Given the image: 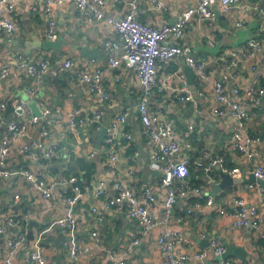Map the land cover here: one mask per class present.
I'll return each instance as SVG.
<instances>
[{"label":"crops","instance_id":"crops-1","mask_svg":"<svg viewBox=\"0 0 264 264\" xmlns=\"http://www.w3.org/2000/svg\"><path fill=\"white\" fill-rule=\"evenodd\" d=\"M13 1L15 8L10 15L16 31L11 35H0V68L8 66L10 69L8 79H0V103L7 104L6 119L13 116L9 104L13 100H20L21 96H25L30 100L29 102L34 103L38 112L39 110L55 112L52 115L55 120L48 122L49 136L44 139V147L57 145L58 152L51 161L40 160L38 163L28 164V169L38 174L42 180L57 178L61 172L75 175L81 189L76 204L68 206L56 192L53 198L45 202L35 193L28 181L20 177L3 178L0 175V218L5 210L15 204V195L20 197L19 216L30 211L33 216L31 219L39 226L49 227L57 218L70 212L75 219L76 227L69 235V244L61 243L62 261L58 258V250L54 244L57 231L45 238L44 249L49 264H70L69 246L78 248L80 260L92 264H109L120 257L125 264H158L159 255L155 248V240L161 230L152 231L149 235L143 236L138 223L127 217L125 204H112L110 210H104L106 198H97L94 188L98 180H127L132 184L134 193L139 199L141 191L148 187L155 197L154 203L150 206V212L154 217L161 215V203L164 198V191L159 186L161 173L159 170L150 168L152 163L148 157L150 147L142 134V127L132 124L134 120L138 122L133 112L140 93L138 81L135 75L123 66L117 68L109 66V59L120 53L119 48L115 51H106L104 48L106 41L118 42L105 19L118 20L123 17L128 10L129 0H105L104 19L93 22L83 20L72 2L53 7L57 23L55 40L61 38L59 49L43 52L32 50L28 54L25 49L17 45L30 41V35L40 40L46 39L47 20L43 13V0ZM156 1L157 5L153 4L152 0H139L143 11L139 20L155 27L173 24L181 11L194 6L197 2V0ZM257 1L239 0L229 8L216 4L217 14H214L213 20L199 23L192 21L185 29L182 38L177 41L172 40L173 43L189 47L196 59L206 62V70L210 73L209 80L202 81L195 78L194 89L190 87L194 103L179 102L173 91L180 86L179 78L176 76L168 78V74L179 68L186 80L181 70L183 67L181 62L177 61L176 65L173 62H166L157 72L151 105L164 112L174 124L177 133L194 135L191 150L182 149L181 156L189 158V180L192 185L200 188L201 194L198 196L189 194L182 201H178L180 204L176 206L177 202L174 205L169 225L170 230L193 241L192 245L178 249V253L185 257L182 264H207L214 260V257L207 256L201 261L193 255L204 250L206 241L210 242L211 239H217L225 248L233 244L245 251L244 259H239L235 255L226 257L234 264H264V239L260 237L264 226L262 199L264 187L260 184H254L255 187L252 189L246 188L245 183L227 188L217 193L215 197L210 196L214 201V207L207 209L202 207V210L193 216L181 222L177 221V217L184 215L186 206L195 201L204 203L209 197L207 192L211 191V186L206 179H216L217 172L211 170L206 173L203 168L200 170L196 167L195 163L203 159L204 152H209L213 158L223 157L225 167L230 170L238 168L240 173L236 177L243 180H248L253 166L264 160L260 155L249 161L243 154L234 150L232 128L235 126V121L227 116L219 117L213 112L217 106L213 84L221 81L226 74L228 78L222 81L224 90L231 93L232 89L238 88L239 93L235 99L239 102L246 99L245 92L250 87L256 84L264 87V29L260 25V13L264 10V2L256 5ZM238 21L244 22L243 28L236 27ZM249 39H255L261 44L260 51L254 52L251 56L239 54L236 66L230 70L219 62L226 52L240 48ZM209 40L213 41V46L208 44ZM118 46L120 47V44ZM20 56L33 65L45 59L49 60V70L45 76L46 80L43 78L40 82L41 87L29 88L34 86L35 81L25 71L19 70L14 65V59ZM66 60L72 61V72L60 71ZM97 70L101 72L99 85L108 96L106 100H101L97 94L91 92L88 85L78 76L80 73L92 74ZM32 91L33 94H31ZM35 94L37 99L34 97ZM38 96H40L39 100ZM25 105L26 111L22 119L27 123L36 115L28 103ZM74 108L82 110L84 114L102 110L103 124H107L114 114L130 109L128 122L121 126V130L132 134L133 139L129 142L120 141L116 145L119 160L115 175L112 176L110 172L104 146L105 136L99 139L100 131L94 130L92 126L75 129L76 134L68 126L67 120ZM212 123H214V131L210 129ZM189 124L194 126L192 132L188 130ZM263 127L264 109L251 110V121L248 127L250 134H260ZM34 131L35 127L30 126L29 135H33ZM2 139L8 140L11 151L20 148L23 144L20 138L11 139L4 131H0V142ZM130 148L138 154L133 161L126 158V152ZM250 148L261 152L264 142L252 143ZM90 153H93L92 157L89 156ZM66 154L70 157L69 163L65 160ZM21 162L20 159L13 158L7 168L14 170ZM49 165L51 166L48 167ZM160 165H164V162H160ZM216 180L219 181V179ZM236 198H242L247 204L257 206L261 226L256 229L237 227L232 218L221 212L224 209L229 210ZM93 206L104 213L106 221L101 226L97 223L96 214L91 212ZM21 225V229L25 227L30 229L26 222ZM96 228H99L101 234L102 231L104 232L102 249L91 242L90 233ZM31 230L35 233L37 229L32 227ZM7 237L8 234L0 237V264L7 254ZM136 237L140 238L141 244L131 247V242ZM35 244V240H27L13 255L15 262L24 264L23 258L26 252L33 249Z\"/></svg>","mask_w":264,"mask_h":264},{"label":"built area","instance_id":"built-area-1","mask_svg":"<svg viewBox=\"0 0 264 264\" xmlns=\"http://www.w3.org/2000/svg\"><path fill=\"white\" fill-rule=\"evenodd\" d=\"M72 2L80 16L84 19V14L88 16V21L103 20L105 0H43V13L46 17V34L47 40H55L57 34V23L53 12V7ZM238 0H197L192 7L181 11L176 20L171 25H163L155 27L144 24L139 20V16L143 13L139 0H129L128 10L124 16L118 20L105 19L111 26L112 34L117 37V41H106L104 48L106 51H115L120 49V53L109 59V66L117 68L123 66L130 70L136 77L140 93L136 102V114L138 123L142 127V134L146 138L149 149V159L151 160L150 168L159 170L161 175L159 186L164 191V198L161 203L162 211L159 217H154L150 212V206L154 203L155 197L148 187L141 191L140 198L135 195L132 184L127 180L109 179L96 181L94 184L95 196L97 198H106L104 210H110L112 204H125L126 215L129 219L134 220L142 229V235L147 236L152 231H158L159 234L155 240V248L159 255L158 264H182L185 260L183 255L178 253V249L182 246L192 245L193 241L186 236L169 229L170 221L172 220V210L178 201H182L189 194L200 195L201 190L198 186H194L189 180V158L181 156V150H191V142L187 139L189 134L177 133L174 124L169 120L164 112L151 105V100L154 94L156 85V77L158 70L166 62L177 61L193 69L196 78L202 81L209 80L210 73L206 70V62L198 60L194 57L192 50L187 46H181L173 43L182 38L185 29L192 21L205 22L211 21L214 18L213 6L220 4L223 7H231ZM153 4H158L156 0H152ZM13 0H0V35H11L16 31L14 22L11 20V12L14 10ZM86 21V20H85ZM86 21V22H88ZM260 25L264 29V10L260 13ZM236 27L243 28L244 22L238 21ZM120 44V47L118 46ZM208 44L213 46V41L209 40ZM261 49V44L255 39H249L248 42L240 48L230 49L222 56L219 62L225 65L230 70L235 67L239 54L251 56L254 52ZM14 65L32 78L36 83H40L49 70V60L45 59L37 65L29 64L25 58L20 56L14 59ZM264 66V62H263ZM72 61L66 60L60 68V71H71ZM182 70V69H181ZM10 69L8 66L0 68V79L7 80ZM183 73V72H182ZM79 78L86 83L90 91L97 94L101 100L108 98L107 94L100 88L101 72L95 71L92 74L80 73ZM176 76L179 78L180 86L174 88L176 99L181 103L195 102L190 85L181 74L179 68H176L172 73L168 74V78ZM228 75H224L219 82L213 84L214 99L217 106L213 112L219 117H229L235 121V126L232 128V146L237 152L243 154L249 161L255 156L262 155L264 159V148L261 152L252 150L250 144L259 142L257 134L251 135L248 127L251 121V110L264 109V87L256 84L250 87L246 92V99L239 102L235 97L239 93L238 88L232 89V92H226L222 81H225ZM30 89H36L34 86ZM33 94V91L32 93ZM36 95V94H35ZM34 95V96H35ZM25 101L21 97L20 100H13L10 105V110L13 116L6 119L5 111L7 110L6 103H0V131L8 134L11 139L22 140V146L11 151L7 139H2L0 142V175L3 178L20 177L28 181L35 193L40 198L48 202L54 197L55 192L62 197L68 206H73L80 196V185L78 178L72 174H64L61 172L57 178L42 180L38 174L33 173L28 169V164L38 163V161H51L58 152L57 145L44 147V139L48 138V120L45 115L48 112L42 111L41 116H33L30 122H25L22 119L26 111ZM25 108V109H24ZM228 109V111H226ZM94 113L84 114L82 110L74 108L72 114L68 117L67 124L76 134L75 129H85L88 126L96 131H100L105 124L102 123V110L98 109ZM130 109L114 114L106 126V135L104 137L105 151L110 165L111 175H115L118 164V154L116 145L120 141H132L133 135L122 131L121 126L128 122ZM137 121L134 120L133 125ZM40 127L38 128V125ZM30 126L35 127L33 135H29ZM188 130L192 132L194 126L188 125ZM38 132L37 138L33 136ZM185 135V138H184ZM25 137L27 141L22 138ZM90 157L93 153L89 154ZM138 157V154L132 152L126 155L127 160L133 161ZM13 158H18L22 162L18 168L9 170L8 163ZM204 163L201 160L195 163L196 167L204 172H211V168L218 165L223 173L231 176H237L240 173L238 168L227 169L224 165L223 157L213 158L209 152H204ZM65 160L69 163L70 157L66 154ZM164 162V165H160ZM203 168V169H202ZM252 174L256 180L264 181V160L253 166ZM258 184V183H254ZM254 184H245V187L252 189ZM108 190H110L108 192ZM112 197V198H111ZM15 204L5 210L0 218V237L8 234L6 239L7 254L2 258L1 264H17L13 255L27 241L29 230L21 229L22 222L28 224L32 213L27 211L24 215L19 216V195H15ZM262 199L264 201V188H262ZM214 205L213 199L208 197L207 201L194 203L186 206L183 216L177 217V221L193 216L196 212L203 209L212 208ZM91 212L96 214L97 223L99 226L106 221L104 213L96 206L91 208ZM222 213L232 218L234 225L237 227L258 228L261 226V220L258 214L256 205H249L242 198L233 200V204L229 210L224 209ZM33 221V220H32ZM22 226V225H21ZM76 222L73 215L68 212L65 215L53 221L49 227L42 225L36 228L35 233H32L35 240V247L28 250L23 258L24 264H49L45 253V238L56 231V228H61L62 233L67 240H63L64 245L69 244V235L75 230ZM104 232H99V228L90 233L92 244L97 248L102 249V238ZM260 237L264 239V226L261 229ZM43 244V245H41ZM141 244L139 237H136L131 242V247H137ZM51 245V244H50ZM225 252L224 245L217 239H211L208 246L193 254L199 260H205L207 256H212L215 259L207 264H234L228 259L220 258ZM70 264H92L88 261L80 260V252L74 246L68 247ZM109 264H125V261L120 257L112 260Z\"/></svg>","mask_w":264,"mask_h":264},{"label":"water","instance_id":"water-1","mask_svg":"<svg viewBox=\"0 0 264 264\" xmlns=\"http://www.w3.org/2000/svg\"><path fill=\"white\" fill-rule=\"evenodd\" d=\"M240 1H242V0H240ZM261 2H264V0H258L256 2V5H259V3H261ZM213 11H214V14L216 15L217 14V10H216L215 6L213 7ZM84 19L86 21H88V16L85 15V14H84ZM175 20H176V18H175ZM169 25H171V24H169ZM60 42H61V38H58L57 40H46V39L45 40H40V39L36 38L35 36L30 35V41H24L22 44H18L17 46L25 49V51L27 52L26 54H28L32 50H39V51H42V52L50 50V49L58 50L59 47H60ZM181 66H183L182 67V72L185 75L188 84L190 85V87L192 89H194L193 82H194V80L196 78V74L194 73L192 68L184 65L183 63H182ZM44 80H46V77L44 78ZM42 83H44V82H42ZM33 85H34V88L38 87V86H40V87L42 86L41 83H36V82ZM21 97L23 98V100L26 103H28V105L30 106L32 111H34V115H36V116H41L42 115V111L43 110L42 111L39 110V112H38V108H37V106L35 107L34 103L29 102L30 100L28 98H26L25 96H21ZM34 97L36 98L37 94ZM39 99H40V96H38V100ZM25 107H26V105H25ZM134 111H136V109H134L133 112ZM54 113L55 112H48L45 115V118L48 119V120H55V118L52 116ZM108 123L105 124V126L100 130L99 139H101L102 137H104L106 135V126L108 125ZM135 125L140 126V124L138 122L135 123ZM39 127H40V124L38 125V128ZM37 135H38V132L35 134V136H33V139H36ZM257 137H258L260 143L264 142V127H263L261 133L257 134ZM22 139L24 141H27L25 137H23ZM201 162L204 163V160H201ZM73 165L74 164H72V166ZM50 166L51 165H49L48 167H50ZM211 170H214L215 172H217L216 179H219V181H217L216 179H210V180L206 179L207 183L211 186V191L207 192V195L211 196V197H215L217 193H219V192H221V191H223V190H225L227 188H230V187H233V186H237V185L242 184V183H245V184L258 183V184H260L261 186L264 187V181L256 180L252 173L249 174L248 180H243V179L237 178L235 176H231L229 174L223 173L222 170L220 169V166H218V165L212 167ZM179 204H180V202H178L176 204V206L179 205ZM213 207H214V205H213ZM28 224H29L28 225L29 228H32V227L38 228L39 227V224H37L36 222H34L32 220H29ZM56 231H57L58 234H57V238H56L54 244H55V247L58 250V258H59L60 261H62L63 258H62L61 243H62L63 240H67V237H65L63 235L61 228H56ZM32 238H33L32 230H29V232L27 234L26 241L28 239H32ZM103 238H105L104 235H103ZM208 244H209V242L207 240L206 244L203 247L206 248L208 246ZM41 245H43V244H41ZM229 255H235L239 259H244L245 251L242 250L241 248L236 247L233 244H231L230 246L225 248V252L222 254V256L220 258L227 259L226 257L229 256Z\"/></svg>","mask_w":264,"mask_h":264},{"label":"trees","instance_id":"trees-1","mask_svg":"<svg viewBox=\"0 0 264 264\" xmlns=\"http://www.w3.org/2000/svg\"><path fill=\"white\" fill-rule=\"evenodd\" d=\"M190 135H191V134H190ZM193 137H194V135H191V136H188V138H187L189 141H191V144H192V142H194V141L192 140V139H194ZM193 145H194V143H193ZM132 152H133V149L130 148V149L127 150V152H126L127 154H126V155L131 154ZM89 170H90V169H89ZM23 224H24V222H22V225H23Z\"/></svg>","mask_w":264,"mask_h":264},{"label":"rangeland","instance_id":"rangeland-1","mask_svg":"<svg viewBox=\"0 0 264 264\" xmlns=\"http://www.w3.org/2000/svg\"><path fill=\"white\" fill-rule=\"evenodd\" d=\"M211 131H214V123H212V126L210 127ZM199 133V132H198ZM195 145V144H194ZM207 175V174H204Z\"/></svg>","mask_w":264,"mask_h":264}]
</instances>
